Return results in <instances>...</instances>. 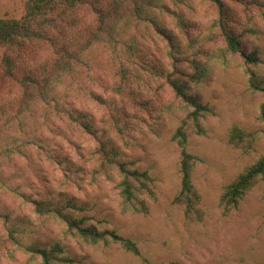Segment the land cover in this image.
Segmentation results:
<instances>
[{"label": "rangeland", "instance_id": "obj_1", "mask_svg": "<svg viewBox=\"0 0 264 264\" xmlns=\"http://www.w3.org/2000/svg\"><path fill=\"white\" fill-rule=\"evenodd\" d=\"M27 1L0 0V18L20 19ZM223 3L234 19L232 30L240 37L242 54L226 51L214 27L218 14L213 3L155 0L148 22L131 24L114 51L107 44H93L81 53L75 72L56 86L57 101L82 117L94 135L42 104L1 132L0 264H41L38 255L9 240L2 215L24 229V246H58V257L74 264H264V179L229 214L219 207L222 188L264 155V125L257 121L264 92L251 89L248 75L254 71L264 77V0ZM75 16L77 26L67 39L77 42L79 50L86 29L94 27L93 16L87 10ZM128 45L134 52L126 62L121 57ZM254 49L260 62L250 65L244 57ZM50 52L49 46L34 49L18 73L46 61ZM5 54L0 48V105L19 95L15 84L2 78ZM194 60L206 66L207 74L199 84H190L187 94L212 112L200 119L205 135L195 134L190 120L187 124V149L199 158L192 173L204 212L198 224L189 222L183 206L174 202L180 189V151L172 137L192 108L175 96L166 79L187 80ZM233 124L254 134L252 152L243 154L229 145ZM26 138L37 142L22 146ZM97 140L113 143L128 167L146 170L153 179L152 198L139 196L148 205L146 215L122 212L117 172L111 168L105 177L93 156ZM8 148L12 151H3ZM39 200L83 218L85 229L130 240L140 255L107 238L91 242L55 216L35 213L31 202Z\"/></svg>", "mask_w": 264, "mask_h": 264}, {"label": "trees", "instance_id": "obj_2", "mask_svg": "<svg viewBox=\"0 0 264 264\" xmlns=\"http://www.w3.org/2000/svg\"><path fill=\"white\" fill-rule=\"evenodd\" d=\"M215 5L217 19L214 27L226 45V51L231 54L241 53V42L239 36L232 30L234 23L227 6L223 0H208ZM257 2V0H251ZM155 0H28L25 4L24 15L20 19L0 18V48L5 49L6 54L1 59L2 78H6L10 83L15 84L19 90V95L12 97L6 103L0 105V134L8 126L19 123L23 112L29 111L37 104L55 109L68 116L71 122H78L83 129L94 135L92 128L83 121L82 117L75 116L72 111L67 110L55 98V90L64 77L73 74L75 66L82 63L81 53L88 50L95 43L109 45L110 49L118 48L122 42L121 35L134 22H148L152 14L151 6H155ZM89 11L93 16V26L86 29L85 40L79 43V50H76L77 42L68 40L71 31L77 25L74 24L78 12ZM244 30L252 33L254 30L244 25ZM67 40L61 44V40ZM60 40V41H59ZM124 43V42H123ZM51 48V57L39 64L24 68L19 74L18 71L25 66L31 52L34 49L41 50L43 47ZM124 51V61H128L134 52V46L128 45ZM242 54V53H241ZM244 60L250 65L260 62L258 50L254 49ZM205 65L194 60L192 62V73L187 76V80L172 79L168 76L167 84L178 97L188 107L192 108L188 118L180 121L172 140L179 148V176L180 189L175 196L174 202L183 206L185 218L198 224L204 218L201 209V196L192 182V173L199 158L191 154L188 147L187 124L190 120L191 128L197 135H205V130L200 124V119L205 115L212 114L208 107L200 105L192 96L187 94L190 84H199L206 76ZM249 83L251 89L264 92V77L260 78L256 72L250 71ZM122 79L125 78V69L121 71ZM257 121L264 125V103L260 105ZM264 134V130H263ZM227 139L229 145L242 151L243 154L254 150L255 136L242 130L233 124L230 126ZM37 142L35 139H24L22 146H28ZM14 145L17 146L15 142ZM14 148V147H12ZM45 151L44 147H39ZM38 148V149H39ZM3 151H12L4 149ZM95 155L100 162V169L108 176L109 169L114 168L119 177L117 189L121 198L122 212L131 211L133 213L146 215L148 205L140 195H147L152 198L153 179L146 170L133 169L129 164L122 161L121 152L110 141L97 140ZM264 179V155L255 162L249 164L242 170L236 178L225 185L219 197V207L223 215L238 208L240 202L254 188L256 183ZM264 196V195H263ZM35 213L43 216H55L65 222L70 231H75L78 236L88 239L91 242L106 240L118 244L123 250L136 256L140 252L128 239H124L114 232L97 233L92 228L82 227L83 218H73L70 213H64L63 207L57 206L53 201H33ZM68 203V207H70ZM3 224L9 240L25 251L38 255L41 264H74L73 259L68 257L59 258L61 249L52 246L49 249H40L35 245L24 246L20 236L24 233L15 220L9 216L2 215ZM18 236V237H17Z\"/></svg>", "mask_w": 264, "mask_h": 264}]
</instances>
